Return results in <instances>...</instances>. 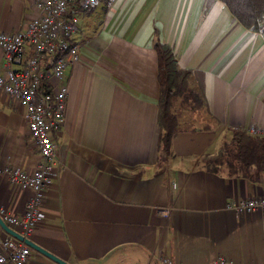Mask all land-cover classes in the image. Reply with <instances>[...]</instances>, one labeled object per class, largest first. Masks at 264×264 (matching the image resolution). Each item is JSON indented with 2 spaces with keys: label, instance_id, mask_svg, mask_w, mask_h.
Instances as JSON below:
<instances>
[{
  "label": "crops",
  "instance_id": "obj_1",
  "mask_svg": "<svg viewBox=\"0 0 264 264\" xmlns=\"http://www.w3.org/2000/svg\"><path fill=\"white\" fill-rule=\"evenodd\" d=\"M35 0H0V30H23ZM81 59L67 69L69 98L53 182L31 240L70 264H264V210L233 200L264 195L252 180L208 169L233 129L264 127V19L251 29L222 0H114L72 8ZM171 44L196 71L203 104L177 98L180 131L158 145V54ZM5 51L0 47V74ZM52 83H56L53 79ZM41 159L24 108L0 88V161L33 172ZM33 192L0 176V210L21 215ZM17 231L19 228L12 226ZM0 235L12 236L0 226ZM29 264H60L32 248Z\"/></svg>",
  "mask_w": 264,
  "mask_h": 264
},
{
  "label": "built area",
  "instance_id": "obj_2",
  "mask_svg": "<svg viewBox=\"0 0 264 264\" xmlns=\"http://www.w3.org/2000/svg\"><path fill=\"white\" fill-rule=\"evenodd\" d=\"M104 1L111 5L114 0H35L36 14L25 29L0 30V47L5 51L0 88L24 108L30 134L41 155L31 173L0 161V176L7 174L14 184L33 192L21 215L4 207L0 210L4 221L19 228L24 238H30L47 217L44 198L53 182L57 160L54 132L65 123L69 98L67 69L81 59V46L73 40L78 20L69 13L75 7L92 10ZM246 131L252 136L264 137L263 126L252 125ZM227 208L236 212L264 210V195L230 201ZM31 253L32 247L24 240L0 235V264H29ZM225 262L226 259L220 257L215 263ZM161 264L181 263L164 256Z\"/></svg>",
  "mask_w": 264,
  "mask_h": 264
},
{
  "label": "trees",
  "instance_id": "obj_3",
  "mask_svg": "<svg viewBox=\"0 0 264 264\" xmlns=\"http://www.w3.org/2000/svg\"><path fill=\"white\" fill-rule=\"evenodd\" d=\"M215 0H208L213 2ZM233 15L244 25L257 29L264 19V0H222ZM158 54V79L160 95L158 102V145L167 158L173 138L180 131L179 117L173 110L174 101L184 98L192 107L203 104L202 80L196 88L190 85L196 71L180 67L174 47L159 38L154 41ZM203 161L209 170L220 172L227 168L231 175H243L252 180L264 178V137L252 136L244 129H233L230 141L220 146L214 154H205Z\"/></svg>",
  "mask_w": 264,
  "mask_h": 264
},
{
  "label": "water",
  "instance_id": "obj_4",
  "mask_svg": "<svg viewBox=\"0 0 264 264\" xmlns=\"http://www.w3.org/2000/svg\"><path fill=\"white\" fill-rule=\"evenodd\" d=\"M0 226L6 232L11 234L12 236L16 237L17 239L24 240L33 249L45 254L46 256L52 258L56 262H58L60 264H70L67 261H65V260L59 258L58 256H56L55 254L51 253L50 251L46 250L45 248H43V247L39 246L38 244H36L34 241L31 240V238H24V236L19 231H17L15 228L10 226L6 221H4V219L1 217V215H0Z\"/></svg>",
  "mask_w": 264,
  "mask_h": 264
}]
</instances>
